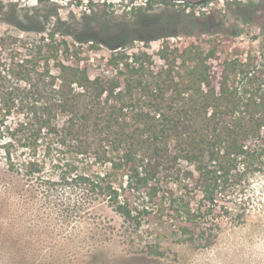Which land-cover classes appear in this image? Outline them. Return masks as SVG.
Returning <instances> with one entry per match:
<instances>
[{
  "label": "trees",
  "instance_id": "16d2710c",
  "mask_svg": "<svg viewBox=\"0 0 264 264\" xmlns=\"http://www.w3.org/2000/svg\"><path fill=\"white\" fill-rule=\"evenodd\" d=\"M38 3L0 2V193L41 194L53 199L41 207L70 214L107 207L156 259L244 224L264 185L259 7L236 2L233 22L141 11L83 34L55 1Z\"/></svg>",
  "mask_w": 264,
  "mask_h": 264
},
{
  "label": "rangeland",
  "instance_id": "374dc122",
  "mask_svg": "<svg viewBox=\"0 0 264 264\" xmlns=\"http://www.w3.org/2000/svg\"><path fill=\"white\" fill-rule=\"evenodd\" d=\"M53 1L59 9L60 18L72 23V30L83 34L99 31L104 33L107 31L105 21H121L122 17L131 18L141 11L146 16L156 14L164 8L187 9L186 13L195 11L196 15L204 13L203 6L196 4V8L191 9L175 6L170 0H93L88 4L86 0ZM182 1L196 3L201 0ZM0 2L17 5L18 9L39 5L38 0ZM236 2L257 5L263 27L264 0H224V6L218 1L212 8L208 6L209 11L206 14L226 16L233 22L230 9L236 7ZM41 5L49 7L46 3ZM86 5L90 7V12L84 8ZM246 17L249 18L250 14L247 13ZM97 20H101V23ZM8 27L0 22V32ZM77 27L81 29L77 31ZM246 32L248 36L239 38L244 46L249 45L252 36L260 34L261 28H248ZM158 46L159 43L153 44L154 48ZM253 47L259 48V42H255ZM12 182L18 188L24 186L22 181ZM255 189L257 207L244 224L225 225L217 242L210 248L190 244H165L170 253L162 259L145 255L136 233L107 207H96L79 215L70 214L41 207L45 203L53 202L52 198L41 194L31 198L26 194L9 196L7 193H0V206L4 208H0V264H264L262 182L256 183ZM32 204L35 208L31 207Z\"/></svg>",
  "mask_w": 264,
  "mask_h": 264
},
{
  "label": "built area",
  "instance_id": "2783aa9c",
  "mask_svg": "<svg viewBox=\"0 0 264 264\" xmlns=\"http://www.w3.org/2000/svg\"><path fill=\"white\" fill-rule=\"evenodd\" d=\"M218 1H219V3H220L221 6H224V0H215V1H212L211 3H209L206 7H203V8H202V9H203V12H205V13L208 12V11H209L208 6H210V8H212V7L214 6V4H215L216 2H218ZM85 2H86V4L89 3L88 0H86ZM103 2H104V1H103ZM73 6H75V5H73ZM84 8H85V9L87 8L89 12L91 11L90 7L88 8L87 5H86ZM197 15H200V14L198 13Z\"/></svg>",
  "mask_w": 264,
  "mask_h": 264
}]
</instances>
